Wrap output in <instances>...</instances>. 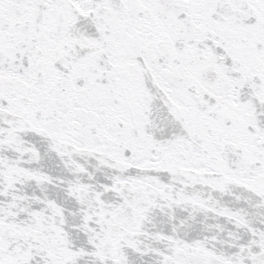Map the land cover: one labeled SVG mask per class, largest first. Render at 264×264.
<instances>
[{"label":"snow or ice","instance_id":"6c2138e0","mask_svg":"<svg viewBox=\"0 0 264 264\" xmlns=\"http://www.w3.org/2000/svg\"><path fill=\"white\" fill-rule=\"evenodd\" d=\"M0 264H264V0H0Z\"/></svg>","mask_w":264,"mask_h":264}]
</instances>
